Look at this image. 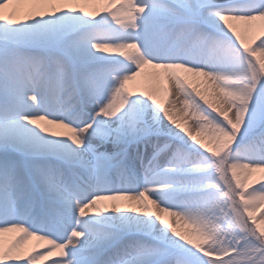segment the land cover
<instances>
[{
    "label": "snow or ice",
    "instance_id": "obj_1",
    "mask_svg": "<svg viewBox=\"0 0 264 264\" xmlns=\"http://www.w3.org/2000/svg\"><path fill=\"white\" fill-rule=\"evenodd\" d=\"M0 264H264V0H0Z\"/></svg>",
    "mask_w": 264,
    "mask_h": 264
},
{
    "label": "bare ground",
    "instance_id": "obj_2",
    "mask_svg": "<svg viewBox=\"0 0 264 264\" xmlns=\"http://www.w3.org/2000/svg\"><path fill=\"white\" fill-rule=\"evenodd\" d=\"M35 241H30L28 247H31L32 244H35Z\"/></svg>",
    "mask_w": 264,
    "mask_h": 264
}]
</instances>
